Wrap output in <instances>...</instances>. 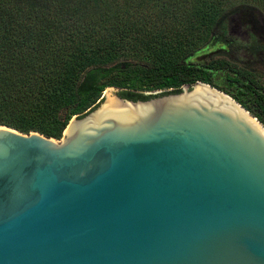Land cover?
<instances>
[{"label": "water", "instance_id": "water-1", "mask_svg": "<svg viewBox=\"0 0 264 264\" xmlns=\"http://www.w3.org/2000/svg\"><path fill=\"white\" fill-rule=\"evenodd\" d=\"M118 91L59 139L0 125V264H264V125L202 81Z\"/></svg>", "mask_w": 264, "mask_h": 264}, {"label": "trees", "instance_id": "trees-1", "mask_svg": "<svg viewBox=\"0 0 264 264\" xmlns=\"http://www.w3.org/2000/svg\"><path fill=\"white\" fill-rule=\"evenodd\" d=\"M246 10L264 16V0H0V125L59 139L106 87L146 100L196 81L264 125L262 74L225 59L189 61L215 44L226 14Z\"/></svg>", "mask_w": 264, "mask_h": 264}, {"label": "rangeland", "instance_id": "rangeland-1", "mask_svg": "<svg viewBox=\"0 0 264 264\" xmlns=\"http://www.w3.org/2000/svg\"><path fill=\"white\" fill-rule=\"evenodd\" d=\"M109 1L114 3L115 0ZM215 35V44L197 51L189 58L191 63L201 65L211 59H225L264 77V16L261 12L246 10L243 14H226L220 20ZM222 77L223 74L219 73V80ZM152 91L156 90L146 92Z\"/></svg>", "mask_w": 264, "mask_h": 264}]
</instances>
